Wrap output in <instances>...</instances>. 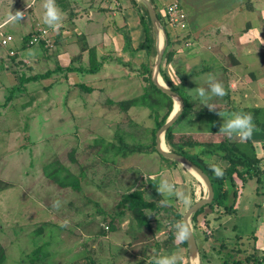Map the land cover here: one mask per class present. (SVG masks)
Here are the masks:
<instances>
[{
  "label": "rangeland",
  "instance_id": "1",
  "mask_svg": "<svg viewBox=\"0 0 264 264\" xmlns=\"http://www.w3.org/2000/svg\"><path fill=\"white\" fill-rule=\"evenodd\" d=\"M32 1L29 0V3ZM27 2L28 0H0V10L14 13ZM250 2L251 0L180 1L188 24L192 27L199 31L210 29L209 25L215 27L214 30L211 29L212 32H204L207 33L206 39L210 36L213 38L210 41L204 39L205 43L201 48L214 51L215 57L224 56L223 62L229 59L221 51V46L216 47L220 25L228 23L236 35L245 26L247 32L261 24L264 29V21L256 20L250 11L241 12ZM231 8L235 9L234 14L237 15H233ZM160 14L162 23L167 28L165 12ZM17 24L11 22L0 32L4 35L13 34L15 41L12 46L16 48L17 55L22 52L29 56L28 47L31 44L23 43V34ZM262 36L264 37L263 34ZM40 45L44 44L40 42ZM7 50L0 46V56L8 53ZM199 54L201 59L193 66V62L187 63L188 67L184 66L181 72L184 76H180L182 83L178 87L189 100H201L196 95L195 87H200L202 82L205 85L209 77H221L218 71L209 73L210 69L207 68L210 67L211 60L203 59L205 55ZM7 55L14 58L9 53ZM175 55L172 59L171 54L168 62L172 60L175 63L180 58L186 62L191 60V54L189 56L185 50L184 53ZM245 59V62L258 61L256 69L264 70V49ZM221 67L224 65L221 64ZM135 70L132 69V79H135L136 88L128 91L130 96L127 95L125 101L144 106L132 107L130 115H121L116 120L101 117V110L97 106L85 105L78 109L66 106L61 97V92H65L59 84L61 77L53 79L58 87L48 90L46 84L50 81L41 80L35 87L32 82L22 85L24 76L21 72L11 71L12 74H17L14 75L15 86L25 89H16L14 93L6 90V96L11 98L6 97L4 103L0 104V264H71L78 260L83 263L95 262L90 254L96 247L94 244L98 242L94 239L104 234L105 239L119 242L116 232L130 235L134 230L145 226L133 212L122 205V200L126 194L137 189L138 184H145L150 179L149 176L158 170L160 162L164 164L166 160L154 151L153 130L166 114L169 102L146 98V104L143 103L138 95L143 94L145 87L144 83L140 85L142 82L137 79L139 75H136ZM219 79L216 82L224 85ZM262 81L264 82V78ZM13 87L11 85L10 89ZM114 96L121 98L119 93ZM174 105L173 102V109ZM214 107L216 110H212L213 112L221 113L223 110L218 105ZM205 108L209 110L207 106ZM116 110L120 111L118 107ZM215 125L218 127L213 130L219 132L222 124L214 123ZM179 136L175 134V142L182 145L184 151L191 156L197 153L199 147L204 150L216 149L220 142H224V136H217L220 138L218 140L215 137L203 136L201 139L184 134ZM196 139L201 140L199 144L194 142ZM213 139L217 141H212ZM167 147L171 150L168 143ZM165 162L171 164V161ZM56 201L59 202L58 207L55 206ZM167 206L165 212L158 213L160 221L169 224V233L174 235L176 225L181 222L171 223V220H175L177 209ZM218 210L219 208L205 209L203 213L206 212V215L200 214L193 223L199 247L201 244L203 248L207 246L203 240L211 231L212 241L207 248L221 247L222 240L216 235L224 232V215ZM159 216L145 217L146 220L149 218V229ZM204 218L210 220L211 227H208ZM207 228L211 231L206 232ZM143 230L142 236L148 238L149 233ZM231 248L235 246L231 245ZM35 252H38V257ZM85 252L90 253L87 255ZM218 252L220 254V250ZM206 253L209 254L208 249ZM226 254L227 251H224L222 255ZM84 255L87 256L83 257ZM215 259L216 257L213 258ZM217 261L214 264L221 263Z\"/></svg>",
  "mask_w": 264,
  "mask_h": 264
},
{
  "label": "crops",
  "instance_id": "2",
  "mask_svg": "<svg viewBox=\"0 0 264 264\" xmlns=\"http://www.w3.org/2000/svg\"><path fill=\"white\" fill-rule=\"evenodd\" d=\"M152 1L157 12L163 13L166 6L174 0ZM178 1L180 3L181 0ZM45 2L46 0H33L29 3L28 0L24 7L17 10L23 14L17 25L23 34V43L31 44L28 47L30 55L26 56L21 52L16 56H12L14 58L8 57L7 54L10 50L16 51V48L12 46L15 41L14 36L8 33L13 37V41L10 43L11 46L3 47L8 49V53L0 56V104H3L7 97L6 90L11 91L16 87L14 75L17 74L11 72L14 70L20 71L24 77L52 72L49 77L41 80L50 81L46 84L49 90L54 86L58 87L53 79L61 77L59 84L65 91L64 93L61 92V97L66 106H74L77 109L85 105L97 106L101 110V117L107 120H116V117L120 118L121 115L126 117V115H130L132 107L144 106L141 103L133 104L125 101L127 95L130 96L128 91L136 88L135 79H132L134 77L132 69H136V75H139L137 79L142 82L140 85L144 83L145 88L143 90L146 91L148 83L144 77L145 67H152L153 70L156 59V54L153 51L140 48L146 39L141 22L143 8L139 3L140 1L55 0L61 12L58 29L43 22V5ZM231 9L233 15H237V13L234 14L235 9ZM17 11H14L13 14ZM244 11H250L256 17V20L264 21V0H251L245 8L241 9V12ZM10 14L12 12L0 10V31L3 32V28L11 23L6 22ZM189 27L192 33L190 38L193 41L189 47L184 44L186 39L174 41L173 38L168 36L170 44L164 54L161 78L168 87L171 86L166 79L172 85L178 87L182 83L180 76H184L181 73L184 66L185 68L188 67L187 63L189 62H193V66L200 58L199 53L205 55L203 59L211 60L209 62L210 67L207 68L210 69L209 73H212V71L221 73L220 79L219 77L213 79L214 81L218 79L222 81L225 88L223 97L210 96L207 103L212 106L218 105L223 110L221 109L220 116L218 112L207 110L202 105L201 100L190 99L189 111L174 124V132L177 136L184 134L187 137L198 136L201 139L204 136L206 138L215 137L214 139L218 140L224 136V143L229 148L236 150L234 151L236 154H241L253 162L252 167H249L252 170L250 173L243 176L234 175L235 187L231 182H227L228 197L226 204L233 206V209L231 213L224 214V232L219 236L216 235L217 238L222 240V244H220L219 249L216 247L207 248L209 242L212 241L210 235L213 233L207 228L206 232L211 231L210 234L205 235L206 237L203 240L207 246L203 248L201 244V247H199L201 264H214L215 260L223 264L220 258L223 257L224 251L239 250L242 253L238 252L237 257H242L244 254H253L264 264V82L262 81L264 70L256 69L255 65L258 61L255 63L252 61L245 62L246 57H252L264 49V40H262L264 39L262 36V34L264 35L263 24L250 29V32H247L245 26V29H240L237 35L233 33L228 23L220 25V30H218L220 33L216 36L218 40L216 47L221 46V51L223 50L227 59H229L226 62H223L224 56L223 58L222 56L215 57L214 51H205L206 48H201L205 43L204 39L212 40L211 37L213 38V36L206 39L207 33L204 32H212L211 29H215L213 25H209L208 28L210 29L207 28L208 30L205 31H199L192 27L190 23ZM2 32H0V40L8 36ZM40 42L44 45H40ZM184 50L188 52L189 56L191 54V60L189 59L186 62L180 58L175 63H172V60L168 62L171 54L173 59L176 57V53H184ZM193 50L194 52H191ZM151 61H154V63ZM217 61L220 63H217ZM26 64L28 65L26 66ZM221 64L224 65L223 68ZM98 65L100 66L98 71H86ZM214 65L218 69L215 70ZM26 67L29 69L27 70ZM197 74L196 72L195 75ZM41 80L32 81V85L35 87ZM203 83L200 87L207 89L208 81H205V85ZM11 85H14V87L10 89ZM118 93L121 94L120 99L114 96ZM142 95H138L139 98ZM117 107L120 111L116 110ZM236 113L251 114L253 131L250 137L247 139H241L238 136L229 138L213 130L218 127L217 125L214 126V123L223 124L224 119H229ZM217 136L220 138H217ZM214 139L212 141H217ZM199 141L201 140L196 139L194 142L199 144ZM194 156L216 164L221 169L223 163L224 169L230 166L228 159L224 158L223 162L216 155L208 154L201 147L197 149ZM165 161L164 164L160 162L158 170L149 176L150 179H147L145 184L141 182L137 185L138 188L135 189L143 191L146 201L153 202V209L145 210L146 218L148 215L157 218L159 211L165 212L166 205L175 207L177 209L175 210L176 213L184 216L185 212L206 194L204 185L191 171L179 164L175 165L172 162L169 164ZM165 179L174 183L176 191L183 193V197L160 193V182ZM185 200H187V203H185ZM208 208L210 207H205V209ZM204 215H206V212ZM159 217V221L152 223L150 229L149 225H145L134 230L130 235L116 232L119 242L105 239V235L101 234V237L94 239L98 242L94 244L96 247L93 248V253H85L87 255L90 253L96 264H154L158 257L166 255L177 256L179 258L178 264H189L187 248L176 238V232L174 235L169 233V224L160 221L161 217ZM204 219L209 227L211 225L210 220L208 218ZM148 220L149 218L146 221L148 222ZM175 221L179 222L175 219L171 220V223L174 224ZM143 229L149 233L148 238L142 236ZM193 229L196 236L197 231L194 226ZM231 245H234L235 248H231ZM207 249L209 254L206 253ZM218 250L222 253L219 254ZM203 253L205 257L202 256ZM215 257L216 259L213 260Z\"/></svg>",
  "mask_w": 264,
  "mask_h": 264
},
{
  "label": "trees",
  "instance_id": "3",
  "mask_svg": "<svg viewBox=\"0 0 264 264\" xmlns=\"http://www.w3.org/2000/svg\"><path fill=\"white\" fill-rule=\"evenodd\" d=\"M139 3L141 4V6L143 8V13L141 14V22H142V25L144 27L145 34H146V39L141 44L140 48L141 49H143V48L149 49L150 51H153L154 54H156L155 34H154V30H153L150 18L148 16V12H147V9L144 6V4H142L141 2H139ZM158 16H159L160 20L162 21V19H161L162 16H161L160 12L158 13ZM128 40H129V38H128ZM129 41H128V43H129ZM169 44H170V40L168 42V47H169ZM99 67L100 66L98 65V66H95V68H92V69L86 70V71L96 72V71H98ZM51 74H52V72H47L46 74H42V75L24 77L21 84L25 85V83H27V82L45 79V78L49 77ZM151 75H152V67L146 66L145 72H144V77L148 83V88L145 91V93L142 95L140 100H142L143 103H145V104H146V102H145L146 98L148 100H149V98L151 100L154 99L155 101L163 99V100H168V102H169V106H168V110H167L166 114H164L163 117L161 118V120L157 122V127L155 130H153V137H154L153 148H154V151H156V147H155L156 146V132L167 121L168 117L170 116V114L173 110V100L169 96H167L166 94L161 92L157 87H155V85L152 82ZM166 81L170 84L171 88L174 91L178 92L184 98L185 110L183 112L182 117L185 116L187 114V112L189 111V107H190L188 97L185 95V92L181 88H179L175 85H172L168 79H166ZM16 89L20 90L22 88L14 87L11 90V93H14L16 91ZM8 98H11V97L9 96V97H7V99ZM150 108H152V107L150 106ZM165 138H166V142L169 144L172 151H174L176 153H180V154L186 156L187 158H189L190 160H192L196 165H198L201 169H203L211 178V181H212L214 189H215V199H214L212 204H210L206 207H210L213 210L219 208L218 211H220V213H222V215L231 213L233 206H228L226 204V199L228 197L227 185H228V183L231 182L232 185L235 187L234 175L236 174L238 176H243L244 174L250 173L252 170H250L249 167H252L253 162L241 154L240 155L236 154L234 152L236 150L229 148L222 141V142H220V144L217 145L216 149L209 148L208 150H206L208 154L216 155V157L219 160L220 159L223 160V162H224V158L229 160L230 166L227 167L226 169H224V163H223V168H222L223 175L217 176L212 169V166L216 165V164L209 163L208 161H205L203 159L198 158V156L195 157L193 155L192 156L189 155L188 152L184 151L182 145L177 144L175 142L176 138H175V132H174L173 126L168 130ZM224 151H225V154H224ZM162 158H164V157H162ZM166 160H168V159H166ZM168 161H171V160H168ZM171 162L173 164L177 165V163H175L174 161H171ZM241 167H244V168H241ZM122 201H123L122 205L124 207L128 208V210H130L131 212H133L142 225H148L147 221L145 220V217H146L145 216V210L146 209H153V206H152L153 202L146 201L143 191L135 190L132 193L126 194ZM204 209H205V207L202 208L196 214V216L194 218V222L197 220V217L201 213H203ZM175 219L177 221L183 223V215L182 214H176ZM182 244L184 245V247L187 248L186 239L182 242ZM224 247H223V249H224ZM221 251H222V249H221ZM238 252L242 253L240 250L227 252L226 255H223V257L220 258V259H222V263L223 264H262L261 263L262 261L259 260L258 258H256V256L253 254H244L242 257H237L236 254H238ZM35 254L38 257V252H35ZM202 256L205 257V254L203 253ZM79 261L80 260L75 261L71 264H96L95 262L83 263V262H79Z\"/></svg>",
  "mask_w": 264,
  "mask_h": 264
},
{
  "label": "water",
  "instance_id": "4",
  "mask_svg": "<svg viewBox=\"0 0 264 264\" xmlns=\"http://www.w3.org/2000/svg\"><path fill=\"white\" fill-rule=\"evenodd\" d=\"M147 9L155 36H156V59L152 70V82L161 92L169 96L174 104H178V109L174 110L167 121L156 132V151L164 158L174 161L191 171L205 187V196L197 200L184 214L183 224L189 229V236L186 239L189 264H201V253L197 244L193 229V222L196 214L204 207L213 203L215 199V189L209 175L186 156L176 153L167 147L166 133L179 120L185 110L184 98L176 91L168 87L161 78V69L164 54L168 47V34L158 16V12L152 0H138ZM174 105V108H175Z\"/></svg>",
  "mask_w": 264,
  "mask_h": 264
},
{
  "label": "clouds",
  "instance_id": "5",
  "mask_svg": "<svg viewBox=\"0 0 264 264\" xmlns=\"http://www.w3.org/2000/svg\"><path fill=\"white\" fill-rule=\"evenodd\" d=\"M44 14L43 22L53 28H59L61 21V12L56 5L55 0H46L43 5ZM23 16L22 12H15V14H10L6 22H19ZM196 95L201 99L202 105L207 106V108L212 111L216 110L214 106L207 103L210 96L223 97L225 95V88L220 82L214 81L212 77H209L207 89L204 87H195ZM221 116V114L219 113ZM253 131L252 116L250 113H236L229 119H224L219 132L228 136L229 138L238 136L241 139H247L251 136ZM213 171L217 176L223 175V170L217 166H212ZM159 192L162 194L178 195L183 197V193H178L176 191V185L169 182L167 179L162 180L159 186ZM55 206H59V202H54ZM187 203V200H185ZM189 229L183 223L176 225V238L183 242L188 239ZM178 257L175 255H166L158 257L154 264H178Z\"/></svg>",
  "mask_w": 264,
  "mask_h": 264
},
{
  "label": "built area",
  "instance_id": "6",
  "mask_svg": "<svg viewBox=\"0 0 264 264\" xmlns=\"http://www.w3.org/2000/svg\"><path fill=\"white\" fill-rule=\"evenodd\" d=\"M165 19L167 22L168 27L166 32L169 37L173 38L174 41H184L185 46L189 47L192 44V39L190 38V27L188 24L187 15L184 12L181 4L178 0H174L169 3L165 10ZM164 25V24H163ZM13 41V37L8 35L0 40V45L2 47H8L10 43ZM36 41V40H34ZM10 56H16L17 52L14 50L9 51Z\"/></svg>",
  "mask_w": 264,
  "mask_h": 264
},
{
  "label": "bare ground",
  "instance_id": "7",
  "mask_svg": "<svg viewBox=\"0 0 264 264\" xmlns=\"http://www.w3.org/2000/svg\"><path fill=\"white\" fill-rule=\"evenodd\" d=\"M178 107H179L178 104H176L174 110L178 109ZM174 110H173V111H174Z\"/></svg>",
  "mask_w": 264,
  "mask_h": 264
}]
</instances>
